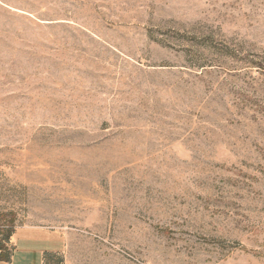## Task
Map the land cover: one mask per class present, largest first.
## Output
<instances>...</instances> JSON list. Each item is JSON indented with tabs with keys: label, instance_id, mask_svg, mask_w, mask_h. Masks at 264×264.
<instances>
[{
	"label": "rangeland",
	"instance_id": "obj_1",
	"mask_svg": "<svg viewBox=\"0 0 264 264\" xmlns=\"http://www.w3.org/2000/svg\"><path fill=\"white\" fill-rule=\"evenodd\" d=\"M0 242L264 264V0H0Z\"/></svg>",
	"mask_w": 264,
	"mask_h": 264
},
{
	"label": "crops",
	"instance_id": "obj_2",
	"mask_svg": "<svg viewBox=\"0 0 264 264\" xmlns=\"http://www.w3.org/2000/svg\"><path fill=\"white\" fill-rule=\"evenodd\" d=\"M34 239L28 234L18 236L17 242H28ZM0 264H44V254L42 250L26 247L15 248L12 251L10 262L0 261Z\"/></svg>",
	"mask_w": 264,
	"mask_h": 264
},
{
	"label": "trees",
	"instance_id": "obj_3",
	"mask_svg": "<svg viewBox=\"0 0 264 264\" xmlns=\"http://www.w3.org/2000/svg\"><path fill=\"white\" fill-rule=\"evenodd\" d=\"M14 222V218L13 216L10 218V223H13ZM13 231L11 230V227L8 228V230L6 231V234H5V240H9L10 236L12 235ZM5 241H3L4 243ZM2 242H0V261H3V262H10V259H11V255L12 253L10 254V252L6 249L5 245L3 244ZM49 256H51V254H44V264H50V259H49Z\"/></svg>",
	"mask_w": 264,
	"mask_h": 264
}]
</instances>
